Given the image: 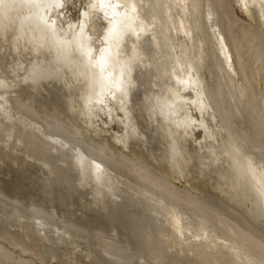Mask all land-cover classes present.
<instances>
[{"label": "bare ground", "instance_id": "obj_1", "mask_svg": "<svg viewBox=\"0 0 264 264\" xmlns=\"http://www.w3.org/2000/svg\"><path fill=\"white\" fill-rule=\"evenodd\" d=\"M0 264H264V0H0Z\"/></svg>", "mask_w": 264, "mask_h": 264}]
</instances>
